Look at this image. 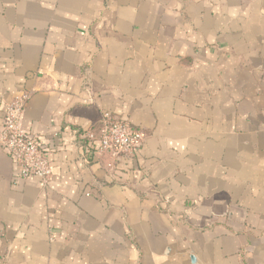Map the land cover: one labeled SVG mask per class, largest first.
I'll return each instance as SVG.
<instances>
[{
	"label": "crops",
	"instance_id": "1",
	"mask_svg": "<svg viewBox=\"0 0 264 264\" xmlns=\"http://www.w3.org/2000/svg\"><path fill=\"white\" fill-rule=\"evenodd\" d=\"M22 92L52 177L0 146V264H264V0H0V132Z\"/></svg>",
	"mask_w": 264,
	"mask_h": 264
},
{
	"label": "built area",
	"instance_id": "2",
	"mask_svg": "<svg viewBox=\"0 0 264 264\" xmlns=\"http://www.w3.org/2000/svg\"><path fill=\"white\" fill-rule=\"evenodd\" d=\"M29 93L22 92L4 103L0 146L12 157L18 176L36 178L46 185L52 177V168L44 146L21 126V117ZM98 134L92 129L81 133L87 143L90 157H99L106 152L117 156L136 154L144 143V134L134 130L126 119L117 118L109 111L102 112Z\"/></svg>",
	"mask_w": 264,
	"mask_h": 264
}]
</instances>
